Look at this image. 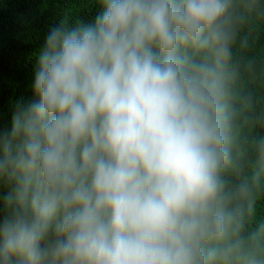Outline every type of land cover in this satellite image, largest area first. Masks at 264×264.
I'll return each instance as SVG.
<instances>
[{
  "label": "clouds",
  "instance_id": "9594fccd",
  "mask_svg": "<svg viewBox=\"0 0 264 264\" xmlns=\"http://www.w3.org/2000/svg\"><path fill=\"white\" fill-rule=\"evenodd\" d=\"M101 6L51 29L0 133V264H264V138L250 175L235 151L264 50L234 60L264 0Z\"/></svg>",
  "mask_w": 264,
  "mask_h": 264
},
{
  "label": "trees",
  "instance_id": "16d2710c",
  "mask_svg": "<svg viewBox=\"0 0 264 264\" xmlns=\"http://www.w3.org/2000/svg\"><path fill=\"white\" fill-rule=\"evenodd\" d=\"M101 12V0H0V133L10 132L13 115L36 99L34 79L38 57L51 29L60 27L62 22L69 27L77 23L94 25ZM255 24L249 37L252 47L243 52L237 50L234 60L242 58L243 63L255 56L259 64L264 50V19ZM236 91L252 96L253 107L238 122L235 149L243 154L238 163L250 175L258 166L255 142L264 138V126L258 122L264 116V79H253L241 69ZM230 178L235 180L234 175ZM10 191V186L0 181V221L8 215L3 198ZM261 217H264V198L257 205V220Z\"/></svg>",
  "mask_w": 264,
  "mask_h": 264
}]
</instances>
